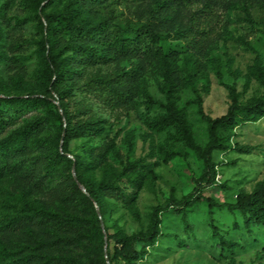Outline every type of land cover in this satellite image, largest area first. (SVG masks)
I'll return each mask as SVG.
<instances>
[{"label":"rangeland","instance_id":"374dc122","mask_svg":"<svg viewBox=\"0 0 264 264\" xmlns=\"http://www.w3.org/2000/svg\"><path fill=\"white\" fill-rule=\"evenodd\" d=\"M39 1L0 0V98L50 100L39 76L44 38L35 20ZM244 5L251 7L252 24L244 19ZM87 16L93 22L107 20L119 25L145 24L152 20L163 35H170L162 45L179 85V104L188 109L197 143L202 147L208 143L209 131L195 103L197 93L203 100V113L212 119L225 115L234 98L242 105L264 100V87L253 76L256 69H264V0H104L101 5L89 7ZM203 28L206 34H198L196 30ZM178 31L186 32L187 39L174 40L172 36ZM111 58L100 69L104 74L143 65L131 84L127 103L108 107L93 95L76 91L69 109L71 113L80 110L76 120L91 116L102 120L104 134L70 140L69 153L60 149V140L57 150L61 156L56 155V148L48 150L58 161L51 174L42 169L45 156L51 153L46 154L44 149L35 146L17 158L21 169L16 178L29 199L65 214L75 207L65 195L70 180L83 175L99 182L102 169L112 167L121 178L119 185L131 196L137 191L138 198L133 207H128L103 197L102 204L111 208L103 228H117L133 235L149 228L156 207H165L172 199L183 201L193 194L196 187L193 180L202 175L204 162L193 150H187L185 155L168 164L158 155V148L165 145L168 137L166 132H154L150 119L158 114V104L165 101L162 88L166 84L167 67L158 59ZM187 59L197 60L199 69L186 73L183 67ZM148 97L155 102L154 107L148 105ZM55 104L59 107L58 101ZM37 116L48 114L42 109L28 111L10 129ZM235 132L234 143L252 148V153L238 154L233 150L215 153L217 185L203 191L202 199L193 198L183 209L164 210L160 237L135 264H264V226L248 229L240 216L220 207L234 203L240 191L250 192L264 180V118L240 125ZM56 134L54 126L46 122L33 137L52 140ZM77 158L80 165L69 169L66 159L76 161ZM138 159L160 162L154 178L139 189L128 177L120 175ZM10 178L0 175V236L5 232L8 217L7 195L15 191ZM207 198L218 207L210 208ZM78 208L84 210L81 206ZM212 225L216 226L219 236L233 245L216 247ZM33 229L32 233L25 228L8 230L12 237L10 247L15 253H32L33 240L42 236L48 239L51 234L47 228ZM54 232L57 236L68 234L64 226ZM79 251L59 246L50 253L77 258Z\"/></svg>","mask_w":264,"mask_h":264},{"label":"trees","instance_id":"16d2710c","mask_svg":"<svg viewBox=\"0 0 264 264\" xmlns=\"http://www.w3.org/2000/svg\"><path fill=\"white\" fill-rule=\"evenodd\" d=\"M103 1L40 0L37 3L35 20L44 33L39 76L50 100L37 97L0 98V175L11 176L15 189L7 195V231L4 229V234L0 236V264H108L107 259L109 264H135L146 254V248L155 245L160 237L161 214L164 210L183 209L193 198L202 199L203 191L217 185L218 165L213 160L215 153L225 154L231 150L238 154L252 153V148L234 143L235 130L240 125L256 123L264 118V100L242 105L234 98L225 115L212 119L203 113V100L197 93L195 103L209 131L207 145L200 146L188 109L179 104V85L173 77L162 45L170 35H163L152 20L145 24L125 25L107 20H89L88 8L101 5ZM242 11L245 21L252 24L251 7L244 5ZM196 31L198 34H206V28ZM172 37L177 41L187 39L184 31H178ZM112 56L142 61L158 59L167 67L166 84L162 88L165 101L158 104V114L150 119L151 129L156 133L166 132L168 137L165 145L158 148V155L164 164H168L185 155L187 150H193L204 162L202 175L193 180L196 184L193 194L183 201L172 199L167 206L156 207L149 228L133 235L125 234L117 228H103L104 218L111 211V208L102 204L103 197L113 198L128 207H133L138 198L137 191L131 196L119 185L121 178L116 176L118 174L112 167L105 166L102 169L99 182L92 176L78 175L77 181L86 192L79 188L75 179H71L65 195L75 207L65 214L38 200L29 199L16 178L21 169L17 158L33 147L39 146L46 154L51 153L45 156L42 163V169L51 174L57 168L58 161L48 150L56 148V155L61 156L57 150L60 140V149L69 153L70 140L84 136L101 137L104 134L102 120L95 116L76 120L80 110L71 113L69 109L75 100L76 91L93 95L108 107H119L127 103L131 84L137 79L143 65L136 64L131 70L121 69L104 74L100 69L110 63ZM194 69H199L198 61L187 59L183 70L190 73ZM253 76L264 87V69H256ZM55 101L59 102V107ZM147 103L154 107L155 102L151 97H148ZM36 109L46 111L48 116H37L24 125L10 129L18 117ZM46 122L54 126L57 134L52 140L34 138ZM75 164L80 165L78 158L76 161L66 159L69 169ZM159 166V161L138 159L123 169L120 175L128 177L139 189L146 181L154 178ZM207 202L210 208L218 207L210 198H207ZM220 207L228 208L232 214L240 216L248 229L264 226V180L250 192L240 191L234 203ZM62 226L68 234L57 236L54 231ZM35 227L47 228L46 231L51 233L49 238L42 236L33 240L30 254L15 253L10 247L12 237L9 232L25 228L32 233ZM216 229L212 225L216 247L222 249L224 246H232V243L219 236ZM59 246L77 248L80 250L78 257H62L50 253Z\"/></svg>","mask_w":264,"mask_h":264},{"label":"water","instance_id":"95a60500","mask_svg":"<svg viewBox=\"0 0 264 264\" xmlns=\"http://www.w3.org/2000/svg\"><path fill=\"white\" fill-rule=\"evenodd\" d=\"M74 179H75V181L77 182L79 188H80L83 192H86L85 189H84V187L78 183L77 178L74 177ZM106 249H107V245H106ZM106 258H107V257H106ZM107 263L109 264L108 259H107Z\"/></svg>","mask_w":264,"mask_h":264}]
</instances>
